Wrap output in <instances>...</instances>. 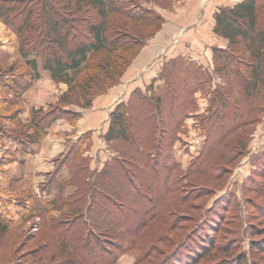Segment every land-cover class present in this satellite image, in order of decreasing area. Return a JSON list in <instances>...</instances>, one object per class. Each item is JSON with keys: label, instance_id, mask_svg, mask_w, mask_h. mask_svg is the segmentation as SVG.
I'll use <instances>...</instances> for the list:
<instances>
[{"label": "trees", "instance_id": "1", "mask_svg": "<svg viewBox=\"0 0 264 264\" xmlns=\"http://www.w3.org/2000/svg\"><path fill=\"white\" fill-rule=\"evenodd\" d=\"M151 1L163 2L0 0V19L17 32L20 55H39L50 78L68 85L58 102L46 110H33L29 124L24 125L18 118L16 105L29 82L23 75L14 74L16 63L4 67L5 72L0 67V140L14 144L21 155L29 154L32 150L28 147L45 134L54 119L76 116L69 105L89 108L95 96L115 85L163 23L157 12L142 3ZM213 33L227 41L226 47L213 49V73L224 84L211 90L209 114L203 120L208 126L219 127L224 137L230 128L237 131L260 122L261 117L246 120L252 111L264 113V106L247 108L264 90V0H241L233 6L218 8L214 13ZM4 73H9L11 78H4ZM72 73L77 75L72 77ZM171 73L165 68L160 74L166 84L160 93L148 96L136 90L128 104L119 103L114 107L104 136L106 141L114 142L112 159L94 171L89 169L78 146L68 149L55 160L54 172L40 187L50 197L33 198L29 205H21L18 221L29 227L40 225L51 230L65 224L67 228L59 237L60 245L68 243L75 234L84 244H97L114 237L116 229L128 235L134 232L137 236L148 223L158 221L154 212L158 203L155 195L160 193V198L169 192L175 193L177 180L170 169L160 164L157 153L162 150L161 143L168 147L174 144V133L194 109V92L210 81L208 75L195 72L192 74L195 79L189 81L177 80ZM36 76L30 74L31 79ZM237 95L243 98L244 105L237 103ZM139 117L144 121L153 119L151 131H157V152L152 159L145 152L142 138L133 135L135 118ZM240 152L230 156V161L234 162ZM63 168L68 170L69 177H56ZM185 177H189L187 173L182 175ZM69 188L73 190L66 193ZM173 202L176 205L175 199ZM56 213L58 217L54 216ZM60 214L73 217L59 219ZM0 223H5L1 216ZM73 249L77 251L76 247ZM63 250L64 246L61 254ZM76 259L80 257L69 258L65 264H80L81 260Z\"/></svg>", "mask_w": 264, "mask_h": 264}, {"label": "rangeland", "instance_id": "2", "mask_svg": "<svg viewBox=\"0 0 264 264\" xmlns=\"http://www.w3.org/2000/svg\"><path fill=\"white\" fill-rule=\"evenodd\" d=\"M171 1L163 0L164 3L158 5L169 9ZM179 9L176 7L175 11ZM0 38L5 44L14 46L4 28ZM179 38L175 37L173 41L176 43ZM176 60L178 62L171 76L175 73L176 77L186 78L187 81L195 79L193 67L186 64L180 55ZM0 64L2 72H5L8 60L0 61ZM15 66L13 72L24 77L27 75L28 78L23 79L28 81L29 73L24 72L23 67L20 70L17 64ZM36 71L39 81L49 82V75L39 64ZM76 75L72 73V77ZM6 77H9V73H4ZM221 80L224 84V80ZM48 88L46 85L45 89ZM198 89L209 97L207 107H203L204 112L195 114L189 120L193 132L188 133L180 126L178 132L174 133L178 144L168 147L161 143L162 150L157 153L160 164L170 169L177 180L174 183L175 193L169 192L168 196L160 198V193L153 194L158 200L154 210L158 221L148 223L137 236L134 232L128 235L116 229L115 238L100 240L97 244H84L75 234L67 240L68 243L60 245L59 237L67 226L60 225L51 230L40 225L29 227L27 223L19 222L21 205L30 203V199L16 197L12 192V196L0 198V216L6 223H0V264H65L69 258L76 256L80 257L81 262L76 259L80 264H264V113L252 111L246 120L261 117L260 122L237 131L230 128L227 136L223 137L219 127L213 124L208 126L203 120L209 114L211 85L208 83ZM5 96L11 97L9 94ZM263 99L264 90L248 103L251 105L247 108L254 110L255 107H263ZM237 100L239 105H244L241 96L237 95ZM193 103L194 109L190 113L196 109V101ZM135 120L133 135L142 138L145 152H149V159H152L157 152V131H151L153 119L144 121L139 117ZM237 141L241 144H236ZM239 150L242 151L241 155L231 162L230 156L236 155ZM145 171L148 175V171ZM185 173L189 177L182 178ZM7 174L2 172L0 175V181L2 178L4 184ZM19 175L20 179L13 185L18 184V188L22 189L27 179L22 173ZM29 182L24 186H28ZM71 190L73 188L66 193ZM27 191L31 193L29 189ZM152 192L158 193V190ZM58 215L56 213L54 216ZM68 217L73 216L60 214L59 219ZM159 218H166V221L162 222ZM62 246L64 252L61 254Z\"/></svg>", "mask_w": 264, "mask_h": 264}, {"label": "crops", "instance_id": "3", "mask_svg": "<svg viewBox=\"0 0 264 264\" xmlns=\"http://www.w3.org/2000/svg\"><path fill=\"white\" fill-rule=\"evenodd\" d=\"M239 1L241 0H172L169 9L162 8L152 1L142 2L144 6L158 13L163 23L155 35L146 41L115 85L105 93L95 96L89 108L82 109L76 105H69L68 108L76 116L54 119L46 128L45 134L28 147L32 150L29 154L21 155L16 151L14 144L0 140V164H2L0 175L2 172H8L7 179L4 180L5 184L2 178L0 181V198L12 196V192L16 197L24 196L27 200L30 199V203L33 198H49L50 194L41 192L40 187L45 183L48 175L54 172L55 160L74 146L79 147L89 169L99 171L104 163L115 155L112 148L114 142L106 141L104 138L110 122V113L114 107L119 103L128 104L132 93L136 90L148 96L152 93H160L166 85L160 74L165 68L173 71L174 65L178 62L176 57L179 55L185 59L186 64L193 67V74L195 72L210 77L211 89L218 84L223 85L221 78L213 73V49L226 47L227 41L213 33L214 13L220 7H230ZM176 7L180 8L177 12ZM0 26L2 27L0 36L4 28L14 44V46H10L11 43L5 44L0 38V61L8 60V65L16 63L20 70L24 68V72L29 73V86L22 97L18 98L16 105L19 109L20 122L27 125L33 110H46L50 104L58 102L60 96L67 91L68 85L50 78L49 72L42 66L39 55L32 53L22 57L19 53V39L15 29L6 25L1 19ZM178 36L180 38L175 43L173 38ZM37 64L49 75V82L39 81ZM31 73L37 76L31 79ZM173 76L177 80L180 79L175 73L172 74ZM23 78L28 77L26 75ZM179 84L182 85L181 81ZM46 85L49 86L48 89H45ZM202 93L201 89L194 92L196 109L194 112H189L181 124L188 133L193 132L192 123H189L191 117L203 113V107L205 105L207 107L209 95L204 96ZM1 95L0 90V98ZM164 110L166 113L167 110ZM174 144H178V141L176 140ZM64 170L63 168L61 173H57L56 177L60 175L69 177L68 170L66 169L67 173ZM20 173L27 179L26 182L30 181L29 187L24 186L26 182L22 189L18 188V184L13 185L20 179ZM27 189L30 190V194ZM30 203L28 202V205Z\"/></svg>", "mask_w": 264, "mask_h": 264}]
</instances>
